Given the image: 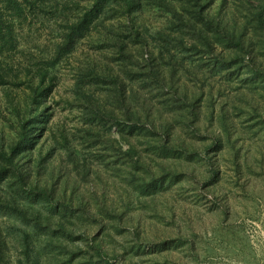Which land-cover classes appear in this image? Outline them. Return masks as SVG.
<instances>
[{
  "label": "trees",
  "instance_id": "obj_1",
  "mask_svg": "<svg viewBox=\"0 0 264 264\" xmlns=\"http://www.w3.org/2000/svg\"><path fill=\"white\" fill-rule=\"evenodd\" d=\"M0 92V264H204L146 235L186 192L264 229V0H0Z\"/></svg>",
  "mask_w": 264,
  "mask_h": 264
},
{
  "label": "rangeland",
  "instance_id": "obj_2",
  "mask_svg": "<svg viewBox=\"0 0 264 264\" xmlns=\"http://www.w3.org/2000/svg\"><path fill=\"white\" fill-rule=\"evenodd\" d=\"M35 26H37L35 28L39 29V31L35 34L31 32L32 37L28 34V36L32 38L30 40H32L34 44L36 43V45H45L44 41L50 38V27L48 29L47 25ZM82 48L88 49V45H84ZM59 73L61 74L62 80L51 102L54 101L57 120H64L68 127H72L78 119L77 114L75 111H72L69 106H66L65 102L66 96L70 92L68 87L73 81L71 66H62ZM1 96L2 92H0V97ZM257 142L258 141H256V143ZM262 176H264V174ZM183 195L184 197H178L176 200L175 211H171L169 218H167L169 223L165 220L162 224H154L151 218L146 221V235L151 240H156L157 242L164 238L184 234L186 237L193 239L197 252L200 254L201 261L204 262V264H255L254 262H256L257 258L261 259V256L264 255V229L260 222L254 219H247L245 235L239 227L242 219H237L236 217L226 219L223 224L225 227L228 224L226 228L232 231L230 237L231 247L222 239V236H220L223 231L221 230V215L211 208L210 199L206 197L197 199L192 192H186ZM234 198L241 197L240 195L233 197L232 201L235 200ZM243 208V206L237 205L235 209L242 210ZM172 216L173 218H171ZM246 242L252 244L255 248L254 252L251 254L257 257H254L252 260L250 257L251 255L248 254L249 247ZM152 244H154V242ZM211 246L214 247L213 250L218 248V250H216V257L214 258L208 257L207 254ZM227 251L228 253H226ZM144 260L148 262H162L164 264H192L196 262V260L193 261L191 252L183 246L172 250V253L169 254L166 260L163 258H156L155 255H149Z\"/></svg>",
  "mask_w": 264,
  "mask_h": 264
}]
</instances>
